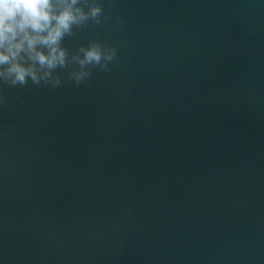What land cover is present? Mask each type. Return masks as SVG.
<instances>
[{"label":"water","instance_id":"obj_1","mask_svg":"<svg viewBox=\"0 0 264 264\" xmlns=\"http://www.w3.org/2000/svg\"><path fill=\"white\" fill-rule=\"evenodd\" d=\"M100 2L110 71L0 88V264H264V0Z\"/></svg>","mask_w":264,"mask_h":264},{"label":"clouds","instance_id":"obj_2","mask_svg":"<svg viewBox=\"0 0 264 264\" xmlns=\"http://www.w3.org/2000/svg\"><path fill=\"white\" fill-rule=\"evenodd\" d=\"M108 19L100 0H0V88L31 81L55 89L62 83L58 69L76 85L89 80L93 69L110 71L116 47L98 39L75 50L63 43L89 22L99 26ZM6 102L0 95V105Z\"/></svg>","mask_w":264,"mask_h":264}]
</instances>
